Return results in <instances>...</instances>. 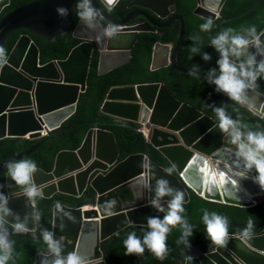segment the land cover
I'll return each instance as SVG.
<instances>
[{
	"label": "water",
	"instance_id": "1",
	"mask_svg": "<svg viewBox=\"0 0 264 264\" xmlns=\"http://www.w3.org/2000/svg\"><path fill=\"white\" fill-rule=\"evenodd\" d=\"M76 1L34 0L19 5L0 18V46L3 48L13 33L26 32L18 37L7 56V62L0 66V139L11 136L37 139L28 148L0 161V178L3 176L4 181L2 191L10 196L9 207L21 217L25 213L36 212V200L49 199L36 212L40 219L29 224L30 230L13 233L10 239H42L41 234L47 225L41 214L48 209L52 215L51 231L63 242L66 252H78L88 264H107L101 249L104 240L130 225L147 226L146 218L149 216L159 215L163 218V213L150 206L152 192L145 187L149 183L154 186L153 177L166 178L174 188L184 193L185 203L190 200V191L207 200L240 207H252L264 201V191L251 178L239 181L238 193L233 188L232 180L238 179L234 176L235 146L230 143L228 135L219 129L218 122L175 98L164 84L149 83L111 88L101 112L121 122L116 125L130 127L124 124L136 122L144 127L148 131V142L163 154L169 167L154 162L141 152L119 160L120 148L115 134L101 128L99 123L103 122H88L90 128L79 148L58 151L50 171L38 167L35 182L43 191V197H37L34 205L27 206L24 193L8 178L7 164L34 152L52 134L74 129L81 124L65 125L64 122L75 113L80 94L88 88L86 81L94 50L99 51L98 73L105 75L131 62L139 34L156 33L162 37L158 28L169 27L178 21L176 45L157 42L153 49L151 70L171 65L182 74L190 71L178 61L185 44L186 27L184 18L176 14L175 0H134L128 5L132 10L120 20L104 11L99 4L109 10L104 0H92L93 5L103 13L101 24L118 25L120 33L114 38L97 42L99 30H88L78 20L72 35L81 42L71 49L64 60L40 64L39 50L30 35L49 43L56 36L66 34L75 19ZM260 1L255 0L246 12L254 10ZM226 2L197 0L194 14L215 21ZM9 5L10 0H0V15ZM58 7L69 9L66 19L57 14ZM151 13L166 21L158 23ZM240 15L221 19L211 34L218 25ZM138 16L143 21L131 23ZM261 39L264 40V37ZM249 51L254 52V49L250 48ZM204 64L211 65L203 60L199 68ZM248 96V101L243 105L264 118V94L255 90L250 91ZM42 130L46 132L44 136H41ZM169 168L172 169L171 174L167 172ZM254 175L255 170L249 177ZM88 187L94 192L85 196L86 203L81 206L62 197H81ZM234 194L241 198L234 199ZM113 198L118 203L113 209L114 214L107 215L103 205ZM57 202L65 211L72 213L74 223L57 211ZM38 225L41 232L34 234ZM192 225L194 230L205 231L203 225ZM246 226L229 223V228L239 232L229 233L231 239L225 247L210 242L204 249L197 244L173 256L177 264H185V257L189 255L194 257L192 264H264V212L260 221L254 223L252 238L242 241L241 230ZM7 227L11 229L10 222ZM181 234L170 253L179 247ZM46 254L47 249L38 253L34 264H41L42 256ZM10 261L17 264L14 257Z\"/></svg>",
	"mask_w": 264,
	"mask_h": 264
},
{
	"label": "trees",
	"instance_id": "2",
	"mask_svg": "<svg viewBox=\"0 0 264 264\" xmlns=\"http://www.w3.org/2000/svg\"><path fill=\"white\" fill-rule=\"evenodd\" d=\"M34 0H10V5L6 7L0 15L2 18L6 13L15 9L19 5L30 3ZM134 0H120L111 11L107 10L100 2V6L107 14H110L115 19H123L131 9L128 5ZM255 0H227L220 17L213 21V28L210 32L201 31L200 25L205 23L207 19L199 17L194 14V9L197 6V0H175L176 14L181 15L184 18L186 27V39L185 44L179 54V64L187 69L191 70L196 65H201L203 59L200 55H196L193 58L190 52V46L192 45L191 37L197 35L201 37L202 51H204L205 43L220 22L221 19H228L237 15H240L249 10ZM78 0L76 1V4ZM79 20L77 14L75 19L69 27V30L64 35L56 36L53 42L44 43L36 37L30 35L32 41L39 50L40 64H45L53 60H64L72 48L77 46L81 40L73 37L72 31ZM255 26L258 32L264 29V0L252 10L246 12L236 18H232L218 25L215 31L209 37L206 43V52L210 53L212 59L211 65L204 64L201 66L199 80L196 76H190L188 74H182L178 72L173 66H167L158 70H151L153 49L157 42L164 44L176 45L178 37L179 22L175 21L169 27L164 29V36L160 37L156 33H141L139 39L132 51L131 62L123 65L105 75H99V51L94 50L92 53L86 85L88 88L86 92L80 94V99L76 105L75 113L64 122L65 125L72 123H81L74 129H68L59 131L52 134L46 141H44L34 152L30 153L23 159H29L36 162L37 166L45 171H50L53 167L55 155L62 149L75 150L79 148L90 128L88 122H103L99 123L100 127L112 131L120 148L119 160H123L132 153H145L154 162L169 167L167 159L163 154L155 147H153L138 130L141 127L136 122H126L124 125L130 127L116 125L121 122L114 117L103 114L101 107L106 99L109 90L117 86H129L138 84L149 83H162L170 91V93L178 100L190 104L194 108L203 112L206 116L216 120L217 116L213 109L209 107L210 104L216 106L225 105L228 114L233 119H240L243 123H246L252 130H264V118L257 116L252 112L249 107L230 100L225 94L215 91V86L210 85L203 79L204 75L210 68H216V60L219 58L218 53L209 46L210 39L215 36L219 31L226 28H234L240 31L242 28L249 26ZM173 32V33H172ZM22 34H26L25 31H19L13 33L4 45L6 56L13 48L18 37ZM148 34V35H147ZM164 41V42H163ZM170 41V42H168ZM202 82H201V81ZM260 93L264 94V79L258 81ZM85 122V123H83ZM114 123V124H108ZM37 139H30L20 136L4 137L0 139V161L6 157L22 151L32 145ZM21 159L15 160L19 161ZM3 176L0 178V184L3 185ZM94 190L88 187L87 192L81 197H73L62 195L77 206H81L86 203L85 196L93 194ZM46 200H36L35 208L36 212L48 202ZM185 214L190 224L203 225L202 216L203 209H208L210 212L215 211L218 214L228 217L229 223L247 224L249 218L254 223L260 221L264 212V201L258 202L257 205L252 207H240L221 202L211 201L197 195L195 192L190 191V200L184 203ZM41 218L47 225V230L52 229V215L49 211L44 210L41 214ZM204 226V225H203ZM147 226L130 225L121 231L115 233L111 237L104 240L101 243V249L104 254V258L107 264H177L174 254L186 250L183 244L169 255L164 260H158L151 252L146 251L143 257H137L135 255H125V248L123 245L124 239L131 231H135L137 236L142 237L147 231ZM41 227L38 225L34 234H40ZM237 229L229 228V233H238ZM181 230L179 227L173 228L168 235V247L171 249L176 244ZM13 241L14 252L13 257L17 264H34L35 257L38 253L44 252L47 249V245L43 239L29 240L23 238H11ZM211 241L207 239L206 231L194 230L192 237L190 238L191 246L200 244L202 248L206 249ZM8 264H13L11 261Z\"/></svg>",
	"mask_w": 264,
	"mask_h": 264
},
{
	"label": "clouds",
	"instance_id": "3",
	"mask_svg": "<svg viewBox=\"0 0 264 264\" xmlns=\"http://www.w3.org/2000/svg\"><path fill=\"white\" fill-rule=\"evenodd\" d=\"M118 3L119 0H106L109 11ZM75 9L86 29L99 30L96 36L97 42L114 38L120 33L121 29L118 25L101 24L104 20L103 13L93 5L92 0H78ZM56 12L62 19H66L69 15V9L65 7H58ZM212 28L211 18L200 25L201 31L204 32H210ZM261 37H264V32H258L254 25L242 28L240 31L229 27L212 36L209 46L218 53L219 58L216 60L217 67L210 68L203 79L208 84L214 85L216 92L225 94L230 100L241 104L246 103L249 99L248 93L257 90L258 81L264 79V40ZM191 40L193 43L190 46L192 53L190 58L200 55L204 61H210L211 54L202 51L201 37L194 35ZM250 48L254 49V52L249 51ZM6 62V51L0 46V66ZM199 74V65L188 72V75L197 78ZM209 107L217 116L219 129L230 137V143L235 146L234 176L238 179L232 180L233 188H236L238 193L239 181L251 178L264 191V130H252L240 119H233L223 104L220 106L210 104ZM253 170L256 175L249 177ZM7 171L8 178L24 193L28 202L27 206L34 205L37 197H43V191L35 182V174L38 172L35 161L29 159L11 161L7 164ZM167 172L171 174L172 169L169 168ZM153 179L155 180L154 186L149 183L145 187L152 192L150 206L157 212L163 213V218L159 215L147 217L148 230L142 237L137 236L135 231L129 232L123 241L126 250L124 254L143 257L144 253L149 251L158 260H164L170 252L167 241L172 229L179 227L182 234L178 243L190 250L192 247L190 238L193 235L194 226L189 223L185 214L184 193L174 188L164 177H153ZM3 187L4 185L0 184V264H8L13 259L14 252L10 236L13 233L28 232L29 224L35 223L40 217L35 211L25 213L21 217L19 213L11 209L9 207L10 196L2 191ZM233 198L240 199L241 197L234 194ZM117 203L115 198L105 201L103 210L107 215H112ZM56 209L63 217L75 222V217L70 211H65L60 202L56 203ZM202 221L207 239L213 245L225 247L231 239L228 217L203 209ZM9 222L11 229L7 227ZM253 228L254 221L249 218L247 226L241 230L240 239L250 240ZM41 235L47 245V254L42 256L41 264H88L86 258L78 252H66L63 242L55 237L53 231L44 229ZM193 260V256H186L185 264H192Z\"/></svg>",
	"mask_w": 264,
	"mask_h": 264
},
{
	"label": "flooded vegetation",
	"instance_id": "4",
	"mask_svg": "<svg viewBox=\"0 0 264 264\" xmlns=\"http://www.w3.org/2000/svg\"><path fill=\"white\" fill-rule=\"evenodd\" d=\"M133 9H136V8H133ZM132 10V9H131ZM155 18H156V21L158 22V23H164L166 20L165 19H160L159 17H157L155 14H153V13H151ZM135 21H143V18L141 17V16H138V17H136L131 23H133V22H135ZM173 24V23H172ZM171 24V25H172ZM170 25V26H171ZM169 26V27H170ZM169 27H164V28H158V32L159 33H162L163 34V36H164V34H165V32H164V29H166V28H169ZM63 197V196H62ZM48 202H49V200H48ZM47 202V203H48ZM44 206V205H43ZM46 210H48V209H46Z\"/></svg>",
	"mask_w": 264,
	"mask_h": 264
},
{
	"label": "built area",
	"instance_id": "5",
	"mask_svg": "<svg viewBox=\"0 0 264 264\" xmlns=\"http://www.w3.org/2000/svg\"><path fill=\"white\" fill-rule=\"evenodd\" d=\"M138 130L143 133V135L146 137V139L148 141L149 140L148 131L144 127H140V128H138ZM45 134H46V132L44 130H42L41 136H44Z\"/></svg>",
	"mask_w": 264,
	"mask_h": 264
},
{
	"label": "rangeland",
	"instance_id": "6",
	"mask_svg": "<svg viewBox=\"0 0 264 264\" xmlns=\"http://www.w3.org/2000/svg\"><path fill=\"white\" fill-rule=\"evenodd\" d=\"M227 138L230 140V137L229 136Z\"/></svg>",
	"mask_w": 264,
	"mask_h": 264
},
{
	"label": "bare ground",
	"instance_id": "7",
	"mask_svg": "<svg viewBox=\"0 0 264 264\" xmlns=\"http://www.w3.org/2000/svg\"><path fill=\"white\" fill-rule=\"evenodd\" d=\"M106 2V0H104Z\"/></svg>",
	"mask_w": 264,
	"mask_h": 264
}]
</instances>
